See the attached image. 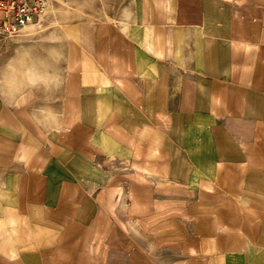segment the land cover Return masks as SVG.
<instances>
[{"label":"crops","instance_id":"obj_1","mask_svg":"<svg viewBox=\"0 0 264 264\" xmlns=\"http://www.w3.org/2000/svg\"><path fill=\"white\" fill-rule=\"evenodd\" d=\"M121 4L0 44V264H264V0Z\"/></svg>","mask_w":264,"mask_h":264},{"label":"built area","instance_id":"obj_2","mask_svg":"<svg viewBox=\"0 0 264 264\" xmlns=\"http://www.w3.org/2000/svg\"><path fill=\"white\" fill-rule=\"evenodd\" d=\"M52 0H0V41L31 35L41 27Z\"/></svg>","mask_w":264,"mask_h":264},{"label":"rangeland","instance_id":"obj_3","mask_svg":"<svg viewBox=\"0 0 264 264\" xmlns=\"http://www.w3.org/2000/svg\"><path fill=\"white\" fill-rule=\"evenodd\" d=\"M131 1L133 0H130V2ZM51 6L53 7V11H55L56 14H58V12L62 13V16L58 17L59 20L60 18L63 19L64 15L74 12V10L79 11L82 16L85 15V19L92 20L94 16L101 18L107 13H116L122 9L121 0H54L51 3ZM56 21L57 20H55V22ZM41 28L39 27L37 30H40ZM6 41L8 40L3 39L0 41V44L5 43Z\"/></svg>","mask_w":264,"mask_h":264}]
</instances>
